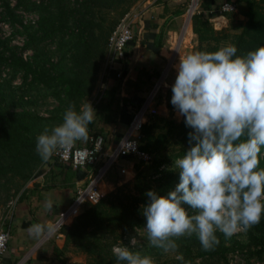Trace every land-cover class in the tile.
<instances>
[{
	"label": "trees",
	"instance_id": "trees-1",
	"mask_svg": "<svg viewBox=\"0 0 264 264\" xmlns=\"http://www.w3.org/2000/svg\"><path fill=\"white\" fill-rule=\"evenodd\" d=\"M138 1L0 0V24L8 27L18 24L16 31L23 38L20 47L10 46L9 37L0 39V189L11 184L17 191L20 185L15 182L21 185L30 182L22 190L19 196L22 198L28 187H38L31 180L42 170L44 161L35 151L36 137L45 126L62 123L64 111L70 104L80 111L90 98L106 57L107 38ZM225 2L231 3L234 11L222 14L227 26L216 30L209 20L219 15L216 8ZM184 8L176 14L182 15ZM15 11L31 13L36 20L25 25ZM190 27L194 51L214 52L232 44L238 49L237 55L243 56L264 46V0L218 3L200 0L199 12L191 17ZM153 46L162 47L161 32L155 36ZM26 52L30 55L24 59L21 54ZM16 76L19 83L12 87ZM114 86L116 88L104 90L102 99L94 104L97 116L88 125L89 136L100 135L102 129L98 124L114 123V116L129 103L127 99L112 97L119 89V82ZM109 92L113 95L107 96ZM37 96L54 103L45 116L35 111ZM105 96L109 98L106 100ZM139 106H134L135 110ZM166 107L171 109L169 103ZM189 131L183 117L178 122L161 118L158 123L148 120L143 124L139 150L146 153L148 159L133 163L134 175L129 183L116 186L97 204L84 206L67 227L62 249H53V253L81 254L87 264H118L114 247L125 246L137 252L129 245V237L144 230L146 225V218L141 214V206L148 202L145 193L155 190L158 195L166 196L179 183V170L174 169V161L188 149ZM261 152L260 167L264 168V149ZM54 187L52 183L44 188ZM182 206L191 212L188 205ZM216 235L220 242L211 251L203 250L195 235L177 239L182 259L174 264H228V252L244 249L251 251L257 261L255 264H264V215L258 225L244 233L245 242L234 240V236L225 239L219 232ZM145 241L148 251L150 246L147 239ZM153 264L168 263L153 260Z\"/></svg>",
	"mask_w": 264,
	"mask_h": 264
},
{
	"label": "clouds",
	"instance_id": "clouds-1",
	"mask_svg": "<svg viewBox=\"0 0 264 264\" xmlns=\"http://www.w3.org/2000/svg\"><path fill=\"white\" fill-rule=\"evenodd\" d=\"M237 51L232 44L195 51L175 65L170 103L191 129L189 147L174 161L179 170L174 190L166 196L148 190V202L141 206L149 246L165 253L178 249L177 239L193 235L203 250H214L217 232L225 239L247 233L264 215V46L243 56ZM96 116L89 102L80 111L70 104L62 123L45 126L36 137V153L47 162L58 150L87 143L88 125ZM45 207L51 211L52 202ZM54 227L35 223L27 231L39 238ZM5 242L6 235H0V248ZM113 253L118 264H153L151 257L125 246L114 247Z\"/></svg>",
	"mask_w": 264,
	"mask_h": 264
},
{
	"label": "crops",
	"instance_id": "crops-1",
	"mask_svg": "<svg viewBox=\"0 0 264 264\" xmlns=\"http://www.w3.org/2000/svg\"><path fill=\"white\" fill-rule=\"evenodd\" d=\"M223 0H216V3ZM133 7L141 11V19L134 30V41L126 46L124 60L115 64L114 70L120 73V79L114 80L111 76L102 75L100 70L97 81H102L105 92L116 88V82H119V89L113 95L111 92L107 96H118L129 100V103L122 106V110L117 116H114V123L107 125L98 124V128L102 129L100 136L103 140L104 154H108L113 149L120 138L122 137L127 124L135 112L134 106H139L144 98V95L150 90L156 79L163 71L167 64V54L178 40L180 28L182 24V15H177L184 6L180 0H139ZM219 22V26H214V29H221L227 26V20L224 17H219L215 22ZM162 34V47L155 49L153 46L154 38L157 34ZM187 40V41H186ZM172 42V44L170 43ZM188 42V43H187ZM176 52L173 57L172 68L169 70L170 77H176L175 65L179 59L194 51V36L191 33L189 26V34L184 35V38L177 43ZM169 51V52H168ZM165 52V53H164ZM174 69V71H172ZM172 80L174 81V79ZM173 84V82H172ZM96 92L93 90L90 98ZM105 96L107 100L109 97ZM86 100V101H88ZM148 122V121H147ZM146 122V123H147ZM84 145V142H79ZM124 162V164H123ZM133 161H125L121 159L117 161L110 171L107 172L102 183L101 191L103 195L112 191L121 183L127 182L123 177L119 176L116 171L125 168V176L132 179L134 175ZM49 173L54 176V188L45 189V174ZM39 175H44L42 178H34V183L37 188L28 187L24 198H17L13 208V213L10 219V233L8 245L11 249L5 252L0 264H67L66 259L71 255L68 251L53 253V249L60 251L63 244V235L60 237H52L51 240L41 247H35L42 238V235L37 238L29 234L27 229L30 225L40 223L50 225L55 221L66 209L70 203L74 190L77 186L84 184L89 176V170L72 171L68 167L59 164H50L41 171ZM30 183L26 184V187ZM45 185V186H44ZM52 202L51 211L46 210V202ZM37 250L35 251V249ZM33 250V252H30ZM78 255V254H77ZM21 260L22 261L21 263Z\"/></svg>",
	"mask_w": 264,
	"mask_h": 264
},
{
	"label": "built area",
	"instance_id": "built-area-1",
	"mask_svg": "<svg viewBox=\"0 0 264 264\" xmlns=\"http://www.w3.org/2000/svg\"><path fill=\"white\" fill-rule=\"evenodd\" d=\"M199 2L200 0H188L182 14V24L178 40L176 39V42H174L170 50L169 60L159 75L158 82L154 83L148 96L131 116L127 127L116 146L111 149L108 154H104L102 138L100 136H89V140L84 145H80V141H78L73 147L67 150H58L49 161H44L43 164H45V166L59 164L68 167L72 171L87 169L89 170V176L84 184L75 188L72 199L64 212L50 224L55 226L54 230L51 233L43 234L39 241V245L49 241L53 236L60 237V233L64 231L63 229H67L72 219L80 213L84 206L95 205L102 199L104 195L100 186L102 185L107 172L119 159L131 157L142 162H145L148 159L147 154L139 150V132L141 126L147 122L148 118L153 117L156 113L152 106L154 95L161 85L164 84L162 83V80L165 79L169 70L172 68L174 53L178 46L177 43L184 38L186 28L187 26H190L191 17L199 12ZM233 11L234 6L231 3H221L216 8V12L219 15L209 21L212 23V26H216L215 21L221 17L222 14ZM34 19H36L35 16ZM140 19L141 11L132 7L123 15L111 31L107 38L106 57L104 60L102 75H108L115 79H120V73L116 72L114 67L116 63L124 60L125 48L130 42H132L133 38H135L134 30L139 24ZM34 21L35 20L31 21V23L33 24ZM2 25L4 28H7L6 25ZM95 89L96 92L92 98L86 101L89 102L92 107L102 99L105 90L102 81L96 82L94 91ZM261 156L262 152L260 158ZM118 172L120 175H125L126 170L125 168H121ZM39 177H41V175H38L35 178L38 179ZM33 181L34 178H32L31 182ZM16 201L17 198L10 203L11 206L3 218H0V235H6V242L4 243V246L0 248V261L7 249L10 233L9 224Z\"/></svg>",
	"mask_w": 264,
	"mask_h": 264
},
{
	"label": "rangeland",
	"instance_id": "rangeland-1",
	"mask_svg": "<svg viewBox=\"0 0 264 264\" xmlns=\"http://www.w3.org/2000/svg\"><path fill=\"white\" fill-rule=\"evenodd\" d=\"M180 2L183 6H186V4L188 3V0H180ZM15 14H16V16L19 17V20L22 21V23L25 25L32 24L31 21L36 20V19H34L35 15H33L31 13H21V11H15ZM240 19H242V18H240ZM220 21H222V20H219L218 22L215 23L216 26L220 25L219 24ZM18 28H19L18 24H15L13 27L7 26V28H4L3 25L0 24V39H5V38L9 37L10 38V43H9L10 46L20 47L22 44L23 38L17 33L18 31H16V30H19ZM170 43L172 44V42H170ZM29 55H30V52H26V53L21 54V56L24 59H26ZM169 56H170V53L167 54V60H169ZM103 65H104V63H103ZM103 65H102V68H103ZM165 66H166V64H165ZM172 71H174V69ZM101 73H102V71H101ZM170 76H171V73L168 72L165 79L162 80V83H164V84L161 85L159 90L154 95L152 106L154 107L156 113L153 117L148 118V120H150V121H154V122L158 123L159 119H161V118H170L173 121L178 122L182 118V116L177 115L176 111L174 110L173 106L170 103L171 98L169 97V92H170L169 87L172 85V82L174 83V81L172 80L173 77H170ZM158 79H159V77L156 79L155 83L158 82ZM173 79L175 80V77ZM18 83H19V76H16V79L13 80L11 85L13 87V86H16ZM151 89H152V87L144 95V98L142 101L145 100V98L148 96ZM36 99H37L36 100V106L34 107L35 111L38 112V114H40L42 116H45L47 110H50L52 108V106H54V103L48 98L43 100L40 96H37ZM167 103H169V105L171 106V109H168L166 107ZM83 105H84V103H83ZM124 160L125 161L132 160L133 162H136V159L130 158V157L128 159H124ZM123 164H124V162H123ZM46 166H48V165H46ZM46 166H45V164H42L41 165V167H42L41 171H43L44 170L43 168H46ZM114 166H115V164L112 167L113 169H114ZM112 168H110V170ZM41 171L38 172L34 177L38 176L41 173ZM116 173L119 176H121L119 174L118 170L116 171ZM41 176H42V178L44 177V175H41ZM122 176L127 180V182H124V183H129L132 180L128 176H125V175H122ZM122 176H121V180L123 181ZM44 181H45L46 186H48L55 181L54 176H50L49 173H46ZM124 183H121V184H124ZM14 184L17 186L20 185V187L17 191L15 190L14 187L11 186V184L5 186L3 189H0V218L1 217L3 218V216L8 212V210L11 206L10 203L13 202L19 196H21V192L23 189L25 190L27 183L25 185H21L19 182H15ZM23 198H24V196H23ZM63 230L65 231V229H63ZM63 232H61L60 234H62ZM145 233L146 232L144 230H141V231H136L135 233L131 234L129 237V245L133 246L130 243V241L132 238H135L138 241V244H137V246H133V248H135V250L138 251L142 256H149L152 258V260H157L159 262H167L168 264H174V262L176 260H179L178 249L180 248L181 245L179 244V242L177 240H176V243H177V245L179 244L180 246L178 247V249L175 252L170 251L168 253H165L161 249H157L154 247H150L148 249V251H146L145 250V246H146L145 245V242H146L145 239H147V235ZM53 237H55V236H53ZM234 240H238L240 242H245L244 233L234 235ZM46 242H48V241H46ZM46 242L42 243L41 245H39L40 242H38L35 247H37V248L41 247L43 244L45 245ZM8 244H7L6 252L11 250L9 248ZM143 246H144V248H143ZM37 248L35 249V251L37 250ZM30 252H33V250H31ZM250 252L251 251H248L246 249H244L242 251L233 250V251L228 252L227 253L228 264H255L257 261L255 260V258L252 256V254ZM69 253L73 256H69L66 259V261H68L67 264H87L86 259L83 255H81V254L77 255V254H74L72 252H69ZM22 261H24V260H21V263H22ZM18 264H20V262Z\"/></svg>",
	"mask_w": 264,
	"mask_h": 264
},
{
	"label": "bare ground",
	"instance_id": "bare-ground-1",
	"mask_svg": "<svg viewBox=\"0 0 264 264\" xmlns=\"http://www.w3.org/2000/svg\"><path fill=\"white\" fill-rule=\"evenodd\" d=\"M185 33H186V34H189V26H187ZM186 41H187V40H186ZM187 43H188V42H187Z\"/></svg>",
	"mask_w": 264,
	"mask_h": 264
},
{
	"label": "water",
	"instance_id": "water-1",
	"mask_svg": "<svg viewBox=\"0 0 264 264\" xmlns=\"http://www.w3.org/2000/svg\"><path fill=\"white\" fill-rule=\"evenodd\" d=\"M171 95H172V92H171Z\"/></svg>",
	"mask_w": 264,
	"mask_h": 264
}]
</instances>
